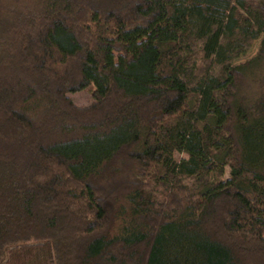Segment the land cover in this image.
I'll return each mask as SVG.
<instances>
[{"label":"trees","instance_id":"trees-1","mask_svg":"<svg viewBox=\"0 0 264 264\" xmlns=\"http://www.w3.org/2000/svg\"><path fill=\"white\" fill-rule=\"evenodd\" d=\"M0 264H264V0H0Z\"/></svg>","mask_w":264,"mask_h":264},{"label":"rangeland","instance_id":"rangeland-1","mask_svg":"<svg viewBox=\"0 0 264 264\" xmlns=\"http://www.w3.org/2000/svg\"><path fill=\"white\" fill-rule=\"evenodd\" d=\"M259 43H260V38L254 40L251 43V46L249 47V50L246 52L244 56H241L240 58L236 59L235 62H243L248 58H251L254 56L259 48ZM85 73L90 77L91 79V86L89 88L76 91L73 93H69L68 97L71 99V101L79 107H85L90 105L91 103L94 102V99L92 97V88L97 87V88H102L103 84L102 82L95 76L92 72L90 71H85ZM256 78H249V86L246 88V92L250 94H254L258 91L259 89V82L256 81ZM173 156L175 159H180L182 157H186L184 153H179V152H174ZM225 177L228 176V169H225Z\"/></svg>","mask_w":264,"mask_h":264}]
</instances>
